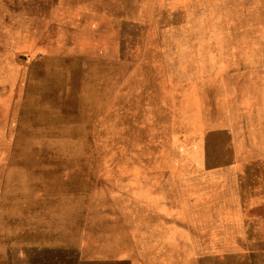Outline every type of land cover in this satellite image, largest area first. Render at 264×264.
I'll use <instances>...</instances> for the list:
<instances>
[{
	"label": "rangeland",
	"instance_id": "rangeland-1",
	"mask_svg": "<svg viewBox=\"0 0 264 264\" xmlns=\"http://www.w3.org/2000/svg\"><path fill=\"white\" fill-rule=\"evenodd\" d=\"M95 259L264 264V0H0V264Z\"/></svg>",
	"mask_w": 264,
	"mask_h": 264
},
{
	"label": "crops",
	"instance_id": "crops-1",
	"mask_svg": "<svg viewBox=\"0 0 264 264\" xmlns=\"http://www.w3.org/2000/svg\"><path fill=\"white\" fill-rule=\"evenodd\" d=\"M89 264H98V260H96V259L95 260H90Z\"/></svg>",
	"mask_w": 264,
	"mask_h": 264
}]
</instances>
